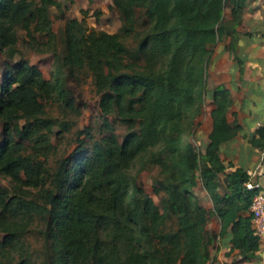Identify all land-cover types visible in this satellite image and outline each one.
I'll return each mask as SVG.
<instances>
[{"label": "trees", "instance_id": "obj_1", "mask_svg": "<svg viewBox=\"0 0 264 264\" xmlns=\"http://www.w3.org/2000/svg\"><path fill=\"white\" fill-rule=\"evenodd\" d=\"M246 1L111 0L122 22L117 32L69 19L63 59L91 73L104 135L91 144L81 140L51 172L45 156L53 147L54 122L43 100L55 95L70 104L64 78L56 70L47 79L36 65L13 59L18 29L32 40L36 33L55 40L49 8L60 3L0 0V51L6 56L0 176L18 187L11 193L0 185V264H11L13 252L23 249L19 236L36 214L45 222L53 264H208L217 237H226L242 259L254 256L259 238L243 214L253 191L245 186L246 174L225 173L220 154L221 144L240 129L227 120L232 99L224 86L207 92L213 108L204 149L195 139L209 46L228 39L227 49L242 64ZM138 11L144 28L131 48L122 37L135 32ZM111 115L128 129L121 140ZM256 134L250 143L264 149V125ZM135 159L159 168L152 184L158 202L131 172ZM198 187L207 192L210 210ZM30 188L37 191L34 200L24 195ZM211 213L220 219L218 233L206 229Z\"/></svg>", "mask_w": 264, "mask_h": 264}, {"label": "rangeland", "instance_id": "obj_2", "mask_svg": "<svg viewBox=\"0 0 264 264\" xmlns=\"http://www.w3.org/2000/svg\"><path fill=\"white\" fill-rule=\"evenodd\" d=\"M36 1L38 2L39 0ZM87 1L85 5L81 6L80 0H58L60 3L59 7L51 6L49 8L52 30L56 35L52 43L47 41L44 34L36 33L35 38L32 40L23 30H17V53L13 60L25 59L29 63L36 65L47 79L51 78L56 70H60L64 78V87L68 93L70 104L61 101L55 95L43 100L45 116L51 118L54 122L50 133V141L53 147L45 156V164L51 172L55 170L60 159L67 156L81 140L85 141L86 144H91L94 140L104 135L101 132L103 115L99 105L100 94L96 91L91 73L86 67L72 68L64 62L65 25L69 19L76 18L83 21L87 29L94 28L107 32H117L122 22L119 13L114 8L112 9V5L107 6V12L101 10L102 7L106 8V0ZM137 16L138 21L135 32L129 36L122 37L124 43L131 48L136 45L139 32L144 28L141 11L137 12ZM223 40L228 41V39ZM209 50L210 59L206 65V76L213 53L210 46ZM5 59V54L0 51V85L2 83ZM207 92L206 89L202 104V114L195 129L196 144H198L197 139H199L198 130L205 124L204 114L209 105L212 104ZM114 118V115L109 116V120L114 122V131L121 140L128 129L125 124L114 121ZM85 129H88L89 133L92 134V139L87 137ZM158 169L157 166L145 165L144 161L140 159H135L131 166V172L137 175L145 191L153 197L155 202L158 201L153 194L152 184L153 179L158 175ZM0 185L7 188L11 193L18 189L7 177L0 176ZM24 190V195L28 199L34 200L36 198L37 191L35 189ZM44 230L45 222L36 214L30 220L25 231L19 236L23 249L18 248L13 252L11 264H18L22 260H25L26 264H53L49 242L44 236ZM2 235L3 233L0 232V238Z\"/></svg>", "mask_w": 264, "mask_h": 264}, {"label": "crops", "instance_id": "obj_3", "mask_svg": "<svg viewBox=\"0 0 264 264\" xmlns=\"http://www.w3.org/2000/svg\"><path fill=\"white\" fill-rule=\"evenodd\" d=\"M87 0H80L85 5ZM106 8L111 0H106ZM242 36L243 62L234 61L232 53L227 49V40H221L211 45L212 57L205 80L207 91L222 85L227 89L232 99V105L227 114L230 123L240 126L235 137L220 146V154L225 164L226 174H246L249 181L259 177L264 163V149L250 143L252 137H257V130L264 125V0H247L242 23L239 26ZM210 104L204 114L205 124L198 130L197 143L204 149L208 142L207 135L212 127ZM220 179L224 174L219 175ZM196 193L206 209L212 208L207 192L198 187ZM250 215L249 209L243 213ZM220 219L210 214L206 229L209 232H219ZM212 259L208 264H264V237L259 240L258 249L248 260L242 259L239 250L232 247L226 237H217L211 248Z\"/></svg>", "mask_w": 264, "mask_h": 264}, {"label": "built area", "instance_id": "obj_4", "mask_svg": "<svg viewBox=\"0 0 264 264\" xmlns=\"http://www.w3.org/2000/svg\"><path fill=\"white\" fill-rule=\"evenodd\" d=\"M245 186L253 191L248 207L251 218L250 223L252 230L260 240L264 237V187H262L258 178L252 181L248 180Z\"/></svg>", "mask_w": 264, "mask_h": 264}, {"label": "water", "instance_id": "obj_5", "mask_svg": "<svg viewBox=\"0 0 264 264\" xmlns=\"http://www.w3.org/2000/svg\"><path fill=\"white\" fill-rule=\"evenodd\" d=\"M258 180L261 183L262 187H264V163L261 167L260 176L258 177Z\"/></svg>", "mask_w": 264, "mask_h": 264}]
</instances>
